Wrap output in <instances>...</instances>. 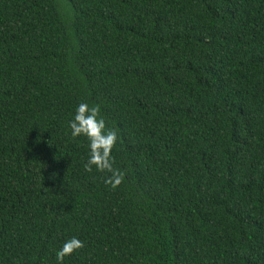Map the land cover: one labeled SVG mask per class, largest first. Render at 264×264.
I'll use <instances>...</instances> for the list:
<instances>
[{
	"label": "trees",
	"instance_id": "1",
	"mask_svg": "<svg viewBox=\"0 0 264 264\" xmlns=\"http://www.w3.org/2000/svg\"><path fill=\"white\" fill-rule=\"evenodd\" d=\"M71 236L63 264H264V0H0V264Z\"/></svg>",
	"mask_w": 264,
	"mask_h": 264
},
{
	"label": "clouds",
	"instance_id": "2",
	"mask_svg": "<svg viewBox=\"0 0 264 264\" xmlns=\"http://www.w3.org/2000/svg\"><path fill=\"white\" fill-rule=\"evenodd\" d=\"M72 137L83 136L87 140L88 155L84 168L91 171L93 166L97 171L110 173L104 179L106 185L117 187L124 173L113 167L112 150L117 141V132L106 126L96 106L79 103L67 122ZM83 247V242L77 236L66 238L55 251L56 264H63L66 256Z\"/></svg>",
	"mask_w": 264,
	"mask_h": 264
}]
</instances>
